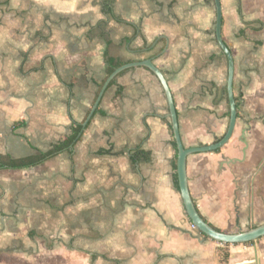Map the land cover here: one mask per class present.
<instances>
[{
    "label": "crops",
    "instance_id": "crops-1",
    "mask_svg": "<svg viewBox=\"0 0 264 264\" xmlns=\"http://www.w3.org/2000/svg\"><path fill=\"white\" fill-rule=\"evenodd\" d=\"M220 5L237 119L221 150L187 158L186 177L204 221L238 233L264 224V0ZM214 24L213 0H0V155L46 153L81 126L69 151L0 170V264H264V238L225 246L190 228L147 69L120 73L82 131L105 58L152 60L184 148L218 142L229 104Z\"/></svg>",
    "mask_w": 264,
    "mask_h": 264
},
{
    "label": "water",
    "instance_id": "water-1",
    "mask_svg": "<svg viewBox=\"0 0 264 264\" xmlns=\"http://www.w3.org/2000/svg\"><path fill=\"white\" fill-rule=\"evenodd\" d=\"M214 9H215V24H214V36L216 43L227 60V80H226V93L229 104V123L227 130L224 136L216 143L199 148H190L185 149L180 138L177 114L174 107V102L170 90L168 88L166 79L164 78L162 72L154 66L152 60H145L142 62L130 63L123 65L114 70V72L107 78L105 81L95 103L92 106L90 114L88 115L86 121L82 124V131L84 130L87 122L92 117L93 113L98 107V104L104 94L108 85L122 72L132 69V68H145L147 69L159 82L162 91L164 93L167 107H168V118L170 122L171 132L173 141L176 147V178L178 191L181 197L182 205L184 207L185 214L194 226L195 230L198 231L201 235L207 237L208 239L220 244V245H244L257 242L258 240L264 238V224L255 227L246 232L238 233H222L213 229L209 224H207L204 219L200 216L198 210L195 207L194 202L192 201L187 184L186 177V161L190 155L198 153H216L221 150L230 140L232 133L234 131L236 119H237V110L236 102L233 95V59L230 51L225 46L221 38V5L220 0H213Z\"/></svg>",
    "mask_w": 264,
    "mask_h": 264
},
{
    "label": "trees",
    "instance_id": "trees-1",
    "mask_svg": "<svg viewBox=\"0 0 264 264\" xmlns=\"http://www.w3.org/2000/svg\"><path fill=\"white\" fill-rule=\"evenodd\" d=\"M162 51L163 49L158 53V55L162 53ZM105 62L107 65V69H106V80H107V78L114 72L115 69L121 67V64L113 63V61L109 58H105ZM113 83L114 81H112L109 84V86H111ZM168 126L171 129L170 122ZM80 132H81L80 125L72 126L71 133L68 137L58 142L56 145L52 146L51 149L47 151L46 153H40L39 155H36V156H30V157H26L22 159L13 160L8 156L0 155V170L1 169L20 170V169H28V168H32L34 166L40 165L63 151H69L70 150L69 148L75 145V143L79 140ZM172 144H173V147L176 149L174 141L172 142ZM105 153L106 152L104 150H100L98 152V154H105ZM143 158L147 159L145 155H143ZM174 170L176 171V158L174 160ZM174 182L177 185L176 173L174 174ZM225 246H228V245H225Z\"/></svg>",
    "mask_w": 264,
    "mask_h": 264
},
{
    "label": "rangeland",
    "instance_id": "rangeland-1",
    "mask_svg": "<svg viewBox=\"0 0 264 264\" xmlns=\"http://www.w3.org/2000/svg\"><path fill=\"white\" fill-rule=\"evenodd\" d=\"M264 222V217L259 218V221L256 223V225ZM231 232H234V230H231Z\"/></svg>",
    "mask_w": 264,
    "mask_h": 264
},
{
    "label": "built area",
    "instance_id": "built-area-1",
    "mask_svg": "<svg viewBox=\"0 0 264 264\" xmlns=\"http://www.w3.org/2000/svg\"><path fill=\"white\" fill-rule=\"evenodd\" d=\"M190 228L192 229V230H195V228H194V226L191 224L190 225Z\"/></svg>",
    "mask_w": 264,
    "mask_h": 264
}]
</instances>
